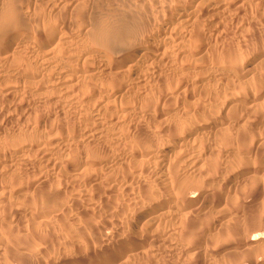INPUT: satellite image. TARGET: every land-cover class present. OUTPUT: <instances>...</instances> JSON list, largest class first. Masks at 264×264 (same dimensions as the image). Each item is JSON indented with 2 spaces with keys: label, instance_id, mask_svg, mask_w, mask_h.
Segmentation results:
<instances>
[{
  "label": "bare ground",
  "instance_id": "bare-ground-1",
  "mask_svg": "<svg viewBox=\"0 0 264 264\" xmlns=\"http://www.w3.org/2000/svg\"><path fill=\"white\" fill-rule=\"evenodd\" d=\"M129 1L0 0V112L14 109L23 117L32 107H44L43 112L37 109L40 114L36 116L31 113L33 119L31 115V120L29 115L21 119L34 122L28 130L16 134L1 131L0 126V178L4 169L10 173L29 156H38L35 163L41 166L37 167L48 175L40 183L50 177L70 182L94 174L93 182L104 185L110 193L120 180L129 183L131 169L143 163L161 171L165 194L151 195L137 213L135 208V219L129 225L135 230L143 219L151 226L167 219L178 222L184 214L213 206L211 191L201 189L198 182L188 184L183 172L198 168L203 139L213 141L223 134V146H249L254 149V159L228 174L219 198L227 199L241 187L264 190V32L252 30L255 33L237 45L223 39L231 14L240 15L244 7L249 9L247 6L255 10L264 0H138L143 9L137 14V0L132 3L135 6ZM93 4V12H88ZM100 10L107 15L103 24L97 20ZM163 65L168 66V74H162ZM189 91L199 92L198 99L188 100ZM170 100L181 102L172 120L173 113H162ZM191 102H197L199 108L186 111ZM238 111L248 118L236 116L235 121H245L247 128L226 135L230 116ZM132 113L152 124L158 120L168 123L164 141L148 135L140 121L132 125L128 117ZM104 129L111 130V143L90 147L91 138ZM120 146L122 150L117 153L115 148ZM12 178L10 184L16 186L20 177L19 181L15 175ZM58 200L54 204L62 202L56 203ZM21 207L15 208L19 211ZM260 219L264 221V213ZM125 237L120 242L131 238L126 248L135 246L129 251L136 250V244L138 249L144 247L136 233ZM257 238L256 234L247 236L246 243L231 247L230 254H244ZM156 241L165 245L169 239L160 236ZM107 242H102L99 252L109 246ZM107 256L96 255L87 264H102ZM249 263L264 264V252Z\"/></svg>",
  "mask_w": 264,
  "mask_h": 264
},
{
  "label": "rangeland",
  "instance_id": "rangeland-1",
  "mask_svg": "<svg viewBox=\"0 0 264 264\" xmlns=\"http://www.w3.org/2000/svg\"><path fill=\"white\" fill-rule=\"evenodd\" d=\"M133 1H129L132 6L134 5L132 4ZM137 1L136 14L143 9V5ZM94 5L96 4L87 8V10L89 9L88 12H93ZM247 7L251 11L244 7L240 15L231 14V18L228 17L230 20L227 19L226 30L223 35L226 43L237 45V42L244 41L248 39L247 37L250 38L253 35L251 34L252 32L261 31L260 34L264 32V27H262L264 5L258 8L255 7V10L253 6ZM252 10H254V13ZM261 15L263 17H260ZM97 20L99 24L106 22V13L100 10L97 14ZM242 29L246 31L244 30V32ZM162 68V74L169 73V71H166L168 66L163 65ZM156 75H150L145 84ZM145 84L140 85L139 89H142ZM191 97L197 100L199 92L189 91L187 99L192 100ZM180 103L179 100L178 102L170 100L165 105L162 113H173L169 120L175 119V110L180 108ZM191 106L185 110L192 111L194 108H199L197 102H191ZM40 108L32 107L33 110L36 109V112L31 109V112L23 114V117L29 115L28 119H30L32 112L36 116L39 112H37V109L39 110ZM41 109L40 111L43 112L44 107ZM182 110L181 108V112L178 113L179 117L183 113ZM51 112L54 111L51 110ZM69 114L71 117L72 114ZM135 114L132 113L128 116L130 117L129 121L132 120L130 122L132 125L140 121V125L148 135L161 140L160 142L164 141L166 130L169 128L168 123L158 120L157 123L152 124L146 118ZM21 115L20 111L17 112L14 109L1 111L0 126L3 130H0L13 131L16 134L25 131L26 128L28 130L29 126L31 127L34 122H22L21 119L23 117ZM231 115L234 116H230L229 130L226 129V133L224 132L226 135L227 132L228 134H235L247 128L245 121L238 124L235 121L236 116L244 117V119L248 118L247 114L238 111ZM33 116L31 119L35 117ZM222 135H217L213 141L212 139H203L200 142L202 154L198 168L191 172H183L188 184L198 182L201 189L206 191L209 189L211 191L209 200H213L211 201L213 206L199 213L184 214L180 218L181 221L178 222L167 219L162 220L155 226H151L147 220L143 219L136 225L135 230L128 223L130 220L135 219V215H133L134 209L136 208L137 213L141 203L147 204L146 200L151 198V195L155 198L165 194L161 190V185L164 182L161 171L158 168H149L146 164L136 163V167L130 171L131 179L128 180L129 183H126L123 179L120 180L117 188L110 193L104 188V185H98L93 182L96 177L94 174H84L80 176V180L77 179L70 182L69 180L51 179L50 177L47 181L40 183L39 181L44 178V175L45 177L48 175L46 176V173H43L44 171H40V169L43 170L42 167L40 169L37 167L41 166L38 162L35 163L38 156H29L24 160L23 164L16 166L10 173L7 169H4V175L0 178V264H87L96 255H102L103 253L109 254V256H107L108 260L105 259L102 264H236L240 262L250 264L249 260L256 255L261 256L264 252V221L260 219L261 217L263 218L264 213V190L261 189L259 192H254L249 188L241 187L236 189V193L230 195L227 199L222 197V200L219 198V196H222L219 190L223 189V182L228 174H233V172L235 173L246 164H251L254 159V149L249 146L243 149L235 144L233 146H223L220 142ZM111 138V130L104 129L91 138L90 147L102 148L105 145L107 146L111 143ZM122 147L114 148L118 149L117 153H119ZM212 152L214 156L211 154ZM28 162L29 164H26ZM257 169L260 170V167L257 166ZM141 173L142 176H140ZM12 175H15L16 179H18L17 181H19L20 177V181L23 182L21 184L20 181L19 183L17 182L16 186L15 184L11 185ZM39 175L42 176L40 177ZM85 178L86 181L83 180ZM81 180L83 181L80 182ZM96 187L97 189H95ZM91 190L93 193H91ZM52 192L54 195H60H55L57 200L58 198L60 199L56 203L62 201V205L61 203L58 204L62 208L54 204L56 198L52 196ZM46 197L50 198L49 202L45 201ZM52 197L55 199L53 200ZM211 203L209 202V204ZM19 205H23V207L17 211L15 207ZM55 208L58 209L56 210ZM227 218H229V221L227 223L223 222ZM174 229H177L176 233L169 236V233ZM191 231L197 232L192 235ZM132 233H136L138 239L139 237L143 239V248L138 249L139 246L136 244V250L129 251L130 249H135V246L126 248L131 243V240H129L131 238L120 242L121 238H126L125 236ZM255 234L258 237L257 241L249 245V251L244 254L241 253V255L237 253L230 254L229 250L232 249L231 247L238 245V243L245 244L246 237ZM160 236L167 237L169 239L168 243L159 245L156 240ZM102 242H107L110 247L102 248L104 251L101 253L99 251L101 250ZM130 252L133 257H131ZM116 253L121 255L115 256ZM83 257L87 258L82 259ZM128 260L129 262H127Z\"/></svg>",
  "mask_w": 264,
  "mask_h": 264
}]
</instances>
